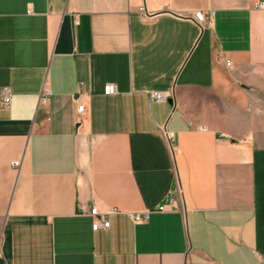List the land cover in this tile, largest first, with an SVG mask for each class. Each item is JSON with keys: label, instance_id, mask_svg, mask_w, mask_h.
Listing matches in <instances>:
<instances>
[{"label": "crops", "instance_id": "crops-1", "mask_svg": "<svg viewBox=\"0 0 264 264\" xmlns=\"http://www.w3.org/2000/svg\"><path fill=\"white\" fill-rule=\"evenodd\" d=\"M259 2L0 0V264H264Z\"/></svg>", "mask_w": 264, "mask_h": 264}, {"label": "built area", "instance_id": "built-area-1", "mask_svg": "<svg viewBox=\"0 0 264 264\" xmlns=\"http://www.w3.org/2000/svg\"><path fill=\"white\" fill-rule=\"evenodd\" d=\"M258 6L261 9H264V0H260ZM193 20L201 27H205V26H210L212 25L213 22V12H196L193 14L192 16ZM227 64H230V62L228 61ZM116 88L114 84H106L104 87V93L105 94H113L115 93ZM50 95V91L49 90H43L41 96H40V100L45 101L47 99V97ZM148 98L149 100H155L158 102H163L166 101L168 98V94H166L165 92H158V91H154V92H149L148 93ZM11 102V94L8 90V88H1L0 89V105L2 106H9ZM84 104H79L78 106V110L80 113H82L84 111ZM19 161H13L12 162V166L14 167H18L19 166ZM165 206H160L159 210H164ZM116 210H110V211H101L99 209L98 206L95 205H91L88 208H86V206H83V213L85 214H89L92 217V229L94 231H97L99 229H105L108 228L110 226V221L108 219V215L110 213L115 212ZM150 210H144L142 212H131L129 213V217L131 218V220L133 222H142V221H146L149 218L150 215Z\"/></svg>", "mask_w": 264, "mask_h": 264}]
</instances>
